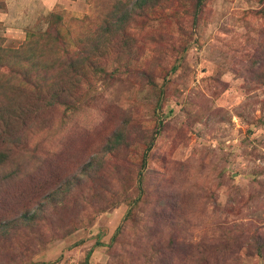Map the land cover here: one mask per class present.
Segmentation results:
<instances>
[{
    "label": "rangeland",
    "instance_id": "374dc122",
    "mask_svg": "<svg viewBox=\"0 0 264 264\" xmlns=\"http://www.w3.org/2000/svg\"><path fill=\"white\" fill-rule=\"evenodd\" d=\"M0 264H264V0H0Z\"/></svg>",
    "mask_w": 264,
    "mask_h": 264
},
{
    "label": "trees",
    "instance_id": "16d2710c",
    "mask_svg": "<svg viewBox=\"0 0 264 264\" xmlns=\"http://www.w3.org/2000/svg\"><path fill=\"white\" fill-rule=\"evenodd\" d=\"M27 120V119H25ZM10 128H13V126H11ZM13 130V129H11ZM5 130L2 129L1 133L3 134ZM20 131H22V129H20ZM22 138V135L19 134L17 131L13 130V133L10 135V139L13 143H17L20 139ZM18 145L14 146V148L16 149ZM12 151H14V149L12 148Z\"/></svg>",
    "mask_w": 264,
    "mask_h": 264
}]
</instances>
